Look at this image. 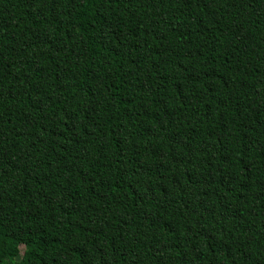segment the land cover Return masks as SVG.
Instances as JSON below:
<instances>
[{"label": "trees", "instance_id": "obj_1", "mask_svg": "<svg viewBox=\"0 0 264 264\" xmlns=\"http://www.w3.org/2000/svg\"><path fill=\"white\" fill-rule=\"evenodd\" d=\"M0 264H264V0H0Z\"/></svg>", "mask_w": 264, "mask_h": 264}, {"label": "rangeland", "instance_id": "obj_2", "mask_svg": "<svg viewBox=\"0 0 264 264\" xmlns=\"http://www.w3.org/2000/svg\"><path fill=\"white\" fill-rule=\"evenodd\" d=\"M20 249H22V246H20Z\"/></svg>", "mask_w": 264, "mask_h": 264}]
</instances>
